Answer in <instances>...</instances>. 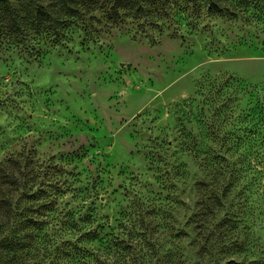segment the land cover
<instances>
[{"label": "rangeland", "instance_id": "rangeland-1", "mask_svg": "<svg viewBox=\"0 0 264 264\" xmlns=\"http://www.w3.org/2000/svg\"><path fill=\"white\" fill-rule=\"evenodd\" d=\"M144 22L99 12L58 46L0 42V160L22 153L33 190L57 201L8 264H59L64 215L97 216L129 264H264L263 194L242 189L264 178V34L190 4ZM192 136L248 169L220 204L194 187Z\"/></svg>", "mask_w": 264, "mask_h": 264}, {"label": "trees", "instance_id": "trees-1", "mask_svg": "<svg viewBox=\"0 0 264 264\" xmlns=\"http://www.w3.org/2000/svg\"><path fill=\"white\" fill-rule=\"evenodd\" d=\"M188 4L194 12L203 7L206 15L239 22L264 34V0H0V42L19 45L22 37L33 32L45 36L52 46H58L67 38L70 28L87 15L103 12L107 22L112 24L138 18L148 20L150 23L144 22V25L151 27L153 18H167L175 9L185 12ZM121 12L124 13L122 19L119 18ZM17 37L21 38L17 40ZM190 143L189 150L194 157L202 156L199 166L204 176L194 187L203 189V193L214 197L215 204H220L217 196L240 188L246 180L241 174L248 169L244 170L243 165L236 162L217 159L216 155L212 157L208 150L199 151L194 136ZM23 156L21 153L0 160V257L5 259L2 264H8L11 251L23 250L37 239L46 228L45 220L52 217L53 204L57 202L42 189L33 190L37 175L28 179L29 172L23 165L27 158ZM261 168L264 171V167ZM246 187L263 194L264 201V178H252L242 189ZM40 216L44 221L36 222ZM62 219L65 221L61 226L68 231L65 232L68 238L61 245L59 264H129L121 256L112 254L123 247V242L100 235L104 224L91 229L97 216L85 215L75 220L72 215H64ZM68 220L70 223L66 225ZM93 243L99 248L94 249ZM155 264L159 262L156 260Z\"/></svg>", "mask_w": 264, "mask_h": 264}]
</instances>
